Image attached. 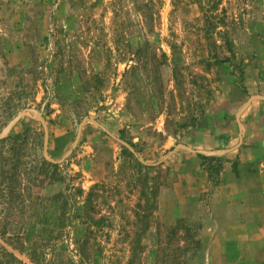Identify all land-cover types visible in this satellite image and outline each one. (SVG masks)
<instances>
[{"label":"rangeland","instance_id":"374dc122","mask_svg":"<svg viewBox=\"0 0 264 264\" xmlns=\"http://www.w3.org/2000/svg\"><path fill=\"white\" fill-rule=\"evenodd\" d=\"M263 92L264 0H0V264H249L204 226Z\"/></svg>","mask_w":264,"mask_h":264},{"label":"crops","instance_id":"0c3cea01","mask_svg":"<svg viewBox=\"0 0 264 264\" xmlns=\"http://www.w3.org/2000/svg\"><path fill=\"white\" fill-rule=\"evenodd\" d=\"M248 100L245 111L233 108V101L219 112V158L223 167L213 194L217 204L209 216L215 217L217 224H205V241L206 245L219 246L223 262L264 264V96L255 94ZM200 170L206 176L207 171ZM201 186L207 190L209 182ZM226 248L242 251L237 258L232 255L238 251L228 252ZM243 249L248 251L244 253ZM246 254L247 259H242Z\"/></svg>","mask_w":264,"mask_h":264},{"label":"water","instance_id":"95a60500","mask_svg":"<svg viewBox=\"0 0 264 264\" xmlns=\"http://www.w3.org/2000/svg\"><path fill=\"white\" fill-rule=\"evenodd\" d=\"M25 112V110L21 113V114H23ZM19 116H16L15 117V119H17ZM38 117L41 119V121H42V123H43V125H44V128H45V142H44V155H45V157L49 160V161H52V162H59V161H61V160H55V159H53V158H51L48 154H47V146H48V139H49V135H48V127H47V124H46V122H45V120H44V118H43V116L39 113L38 114ZM84 121H86V120H84ZM83 121V122H84ZM83 124V123H82ZM82 124H81V126H82ZM11 124H9L8 126H10ZM81 126H80V128H81ZM240 130H241V136H242V125H241V123H240ZM4 132H2V133H0V138L1 137H3L4 136ZM79 135H80V131H79ZM79 135H78V137H79ZM78 141V140H77ZM122 142H124L126 145H128L132 150H134L126 141H123V140H121ZM77 143V142H76ZM72 151V149L69 151V153ZM68 153V154H69Z\"/></svg>","mask_w":264,"mask_h":264},{"label":"trees","instance_id":"16d2710c","mask_svg":"<svg viewBox=\"0 0 264 264\" xmlns=\"http://www.w3.org/2000/svg\"><path fill=\"white\" fill-rule=\"evenodd\" d=\"M15 142H17V141H15ZM48 163H50V164H51L52 166H54V167L58 165L57 163L52 162V161H51V162L48 161ZM8 255H9V257H10L11 259H13L14 261H15V260H19V259H17V257H16L15 254L8 253Z\"/></svg>","mask_w":264,"mask_h":264}]
</instances>
